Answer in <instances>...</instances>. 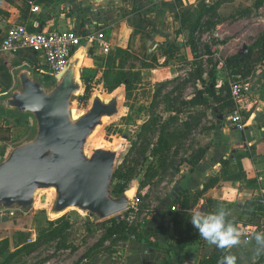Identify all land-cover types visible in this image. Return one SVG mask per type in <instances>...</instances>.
I'll list each match as a JSON object with an SVG mask.
<instances>
[{
    "label": "rangeland",
    "instance_id": "obj_1",
    "mask_svg": "<svg viewBox=\"0 0 264 264\" xmlns=\"http://www.w3.org/2000/svg\"><path fill=\"white\" fill-rule=\"evenodd\" d=\"M194 1L193 6L179 10V18L175 16L177 26L173 38L168 43H160L156 52L153 49L143 58L147 67L142 70L141 83L128 96L124 95L122 115L107 122L89 145L91 150L119 149L121 156L117 168L123 160L129 167H135L126 189L135 185L138 215L131 225L136 228L143 223L142 213L154 205L150 201L157 204L164 201L178 180L179 172L185 168L189 170V161L206 146V138L215 125L210 105L207 108L188 106L179 113L181 102L193 97L198 84L201 87L199 82L186 81L191 64L202 68L205 79L207 72L213 70L215 86L223 90V96L230 94L229 86L235 82L247 83L251 88L250 82L264 72L261 69L264 66V38L254 45L264 36V0ZM259 2L261 5L257 9ZM214 4L215 11L205 14L196 27L194 59L189 49V35L200 12ZM244 47H251L253 51L245 73L237 76L235 70H225L224 66L232 54H238ZM39 67L34 69L35 78L48 83L47 78L39 76ZM164 69L168 71L162 72ZM83 72L80 67V73ZM87 73L92 80L88 84V94H84V85L78 97H83L77 104L78 114L88 108L94 94L105 100L111 96L104 87L103 72ZM225 115L226 112L223 117ZM14 120V117L0 116V125L3 122L2 127L9 129V136L0 139V151L4 142H17L29 132L25 125L15 126ZM156 146L158 151L153 156L152 150ZM119 183L115 180L113 186ZM145 188L154 193L151 199L143 195ZM51 203V193L41 191L34 207L24 213L26 215L18 212L12 217H0V264L111 263V249H104L105 245H99V240L110 220H116L115 216L95 221L89 215L69 211L60 218L51 217L54 220L49 225L46 219ZM168 206L175 204L170 202Z\"/></svg>",
    "mask_w": 264,
    "mask_h": 264
},
{
    "label": "crops",
    "instance_id": "obj_2",
    "mask_svg": "<svg viewBox=\"0 0 264 264\" xmlns=\"http://www.w3.org/2000/svg\"><path fill=\"white\" fill-rule=\"evenodd\" d=\"M194 3V0H166L157 4L153 0H0V39L7 28L15 25L24 26L31 33L76 31L83 36L102 32L110 45L107 55L84 43L71 56L81 55L83 71L100 73L113 66L118 48L140 60L153 49L156 52L160 43L173 38L179 10ZM0 60L13 65L9 69L10 87L0 84V97L13 85L14 68L27 64L34 74L40 62L28 51L18 55L1 53ZM161 71L166 73L168 69ZM262 73L250 82L251 88L240 102L245 130H234L228 122L231 112L223 117L226 111L210 104L215 125L206 138V146L201 148L206 150L204 157L192 171L190 167L182 169L165 200L159 204L150 201L155 206L147 207L142 213L143 223L138 230L157 246L150 248L131 237L116 243L106 241L104 249L110 248L113 253L109 264H165L167 260L171 264H220L228 255L236 257V264H263L264 252L257 254L254 239L256 232H264V206L258 204L264 199ZM200 88L198 84L197 89ZM219 91L216 88L217 94ZM0 116L14 117L1 112ZM2 125L3 122L0 139L9 136V129ZM153 194L147 188L143 191L148 199ZM176 199L177 205L168 206ZM173 207H176L174 211ZM219 207L229 212L228 219L241 232L240 244L231 249L209 246L190 222L194 211L208 214Z\"/></svg>",
    "mask_w": 264,
    "mask_h": 264
},
{
    "label": "water",
    "instance_id": "obj_3",
    "mask_svg": "<svg viewBox=\"0 0 264 264\" xmlns=\"http://www.w3.org/2000/svg\"><path fill=\"white\" fill-rule=\"evenodd\" d=\"M246 53L245 47L239 52ZM80 64L81 55H74L48 83L35 78L27 64L11 71L13 85L0 97V111L26 118L29 132L0 151V211L28 213L41 191L52 195L50 219L75 211L102 221L131 208L135 185L118 196L111 186L121 151L89 148L96 133L122 115L124 89L106 100L94 94L78 114Z\"/></svg>",
    "mask_w": 264,
    "mask_h": 264
},
{
    "label": "trees",
    "instance_id": "obj_4",
    "mask_svg": "<svg viewBox=\"0 0 264 264\" xmlns=\"http://www.w3.org/2000/svg\"><path fill=\"white\" fill-rule=\"evenodd\" d=\"M260 2L256 4L255 8L260 7ZM216 9V5L208 6L207 9L204 11L202 10L200 14L198 15L196 22H195V28L190 33V46L189 49L194 57L196 58V46H195V40H194V33L196 30V27L199 25L200 21L204 17L205 14L213 13ZM262 38H259L254 45H256L258 42L261 41ZM253 48L248 47L247 53L244 55H236L231 57L226 64V67L231 70H235L234 74L237 76H240L244 74V70L246 69L248 61H250L251 55H252ZM114 64L111 68L106 69L103 72V82L104 87L106 91L109 94H112L113 92L117 91L120 88H123L125 91V94L128 96V93H130L132 90H134L137 85L141 83V70L145 69L147 66L144 65L143 61L138 59L137 57L133 56L131 53H129L126 50H122L120 48L115 50L114 55ZM137 64L139 66H137ZM13 65L5 60H0V84L2 86H5V88H9L11 84V78L9 75V69ZM88 71H85L82 73L81 79L83 82V86H86L85 90V96L89 92V82L92 80V76L87 73ZM204 71L200 66L196 67L191 64V69L188 74V78L186 81H195L199 82L201 84V88L196 90L193 97L190 100H185L181 102L179 107V113H183V109H185L188 106L192 105H198V106H204L205 108L209 107L210 104L217 105L218 108H221V110H225L226 113H230L232 110V102L230 99V94H227L226 96H223V90L220 89L219 94L216 92V86H215V75L214 71L210 70L207 72L205 79ZM230 93V92H229ZM83 98V97H82ZM82 98H78V103L82 101ZM1 112V111H0ZM3 113V112H1ZM15 120V126H23L25 125L26 129L29 127V122L24 117H16ZM187 125V124H186ZM20 137V136H19ZM18 137V138H19ZM158 151V147H154L152 150V155L156 156V152ZM206 153L205 149H199L193 158L189 161V167L190 171L194 169L198 165V163L201 161V159L204 157ZM135 170V167H129L127 162L125 160L122 161L120 164V167L117 168L115 171V174L113 176L112 180V189L113 194L118 196L120 195L124 190H126V185L130 182L131 177L133 176V172ZM115 180L120 181L118 185L113 186V182ZM142 188L145 187L144 185L141 186ZM179 203L178 199L174 201V204L177 205ZM176 208V207H175ZM52 220L47 217L46 222L49 225H52ZM105 233L99 240V245H103L106 241H110L113 243H116L117 241H125L129 237H131L133 240L137 242H143L147 244L148 247L153 248L156 247L157 244L153 242L152 240L146 238L139 230L138 227H134L131 224H128L124 221H121L119 223H116L115 220H110V223L105 226ZM168 254V253H167ZM165 264H171L169 260L164 262Z\"/></svg>",
    "mask_w": 264,
    "mask_h": 264
},
{
    "label": "built area",
    "instance_id": "obj_5",
    "mask_svg": "<svg viewBox=\"0 0 264 264\" xmlns=\"http://www.w3.org/2000/svg\"><path fill=\"white\" fill-rule=\"evenodd\" d=\"M163 1L166 0H153L155 4ZM33 11H37V8H34ZM84 43L91 48H99L104 55L110 52V45L102 32L87 33L83 36L76 31L31 33L24 26L15 25L7 28L1 37L0 53L18 55L24 51L31 52L40 61L39 76L41 78H47L49 82H53L68 67L73 51L81 47ZM248 90L249 85L244 82H235L229 86L232 111L228 122L238 132L245 130L240 102ZM258 204L264 206V199L259 200ZM137 205L138 199L133 201L129 210L119 214L121 215L119 218H117L118 215L115 216L116 223L124 221L132 224L138 215ZM172 210L174 211L175 208L173 207ZM18 212L22 213L18 210H2L0 217H12Z\"/></svg>",
    "mask_w": 264,
    "mask_h": 264
},
{
    "label": "clouds",
    "instance_id": "obj_6",
    "mask_svg": "<svg viewBox=\"0 0 264 264\" xmlns=\"http://www.w3.org/2000/svg\"><path fill=\"white\" fill-rule=\"evenodd\" d=\"M228 217L229 212L224 207H219L215 212L208 214L198 210L194 211L190 222L209 246L231 249L240 244L241 232ZM254 239L258 245L257 254L264 252V232H256ZM220 264H236V257L225 256Z\"/></svg>",
    "mask_w": 264,
    "mask_h": 264
}]
</instances>
